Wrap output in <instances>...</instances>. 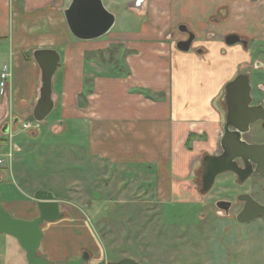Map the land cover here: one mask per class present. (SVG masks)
Wrapping results in <instances>:
<instances>
[{
	"label": "crops",
	"instance_id": "obj_1",
	"mask_svg": "<svg viewBox=\"0 0 264 264\" xmlns=\"http://www.w3.org/2000/svg\"><path fill=\"white\" fill-rule=\"evenodd\" d=\"M71 2L0 0V75L4 65L11 68L6 88L2 90L0 85V132L4 135H0V151L10 147L18 150L15 159L22 154L18 163L23 175L25 161L36 156L47 170L57 169L59 164L77 172L81 179L67 186L74 194L76 188L125 187L122 174L135 180L138 171H157L164 181L160 185L171 186L174 193L181 186L193 190L191 175L199 151L198 145L189 150L187 141L191 133L204 131L205 122L211 125L210 132L208 127L204 134L217 131L221 120L217 98L230 70L216 73L215 56L223 48L220 41L198 42L196 47L206 46L203 54L196 50L184 53L171 48L170 36L179 23L197 30L201 37L203 29L218 34L236 32L229 24L231 14L229 21L216 26L209 21L222 3L217 0H146L140 7H131V0H124L123 5L112 1L118 11L112 30L105 37L81 41L66 22L64 11ZM257 5L246 11L247 17H240L241 32L251 24L256 35L264 36V0ZM37 49H55L61 56L53 81L56 106L52 114L56 117L52 125L46 123L49 128L43 134L42 127L33 133L21 130L22 123L33 119L39 99L41 71L33 59ZM18 128L10 139L9 134ZM16 137H22L21 142ZM59 149L65 152L63 160L59 159ZM38 190L49 191L36 185L27 195L14 198L4 189L0 192L4 208L15 218L34 219L29 193L34 191L35 195ZM230 232L237 239L242 235L238 227L231 229L226 239ZM84 235L87 251L98 256L99 245L88 233ZM5 236L0 243V264H26V254L22 255L18 242ZM240 243L238 239L229 244L230 253L238 251ZM42 244L41 254L52 262L61 258L58 254L75 258ZM226 252H215L214 259L191 264H259L232 260ZM262 255L264 258V250Z\"/></svg>",
	"mask_w": 264,
	"mask_h": 264
},
{
	"label": "rangeland",
	"instance_id": "obj_2",
	"mask_svg": "<svg viewBox=\"0 0 264 264\" xmlns=\"http://www.w3.org/2000/svg\"><path fill=\"white\" fill-rule=\"evenodd\" d=\"M112 1H115L117 5L125 3L124 0H102L106 9L113 14L118 11L113 7L115 4ZM251 1L232 0L231 7H228L230 8L228 13L231 14L229 24L233 30H238L237 33L242 30L241 18L246 16L248 10L244 5H250ZM135 19L144 20L137 17ZM262 45L264 43L260 42L259 46L262 47ZM170 46L175 48V43L171 42ZM223 48L218 50L215 56V62L217 61L219 66L217 75L225 70L231 71L235 67L240 70L245 67V55L241 46ZM252 54L254 57L252 63L258 59L264 64V52L259 55ZM108 56L107 52L106 57ZM221 59L224 62L221 63L219 61ZM221 93L217 98V104L222 117ZM163 96L165 97L164 94ZM55 115L56 113L51 114L42 124L40 134L49 128L46 126L47 122L50 125L54 123ZM210 125L211 123L205 122L202 130L205 131L209 127L207 131L210 132ZM216 125L215 134L213 132L210 135L204 134V131L202 134L199 130L195 132L196 134L192 133L195 134L198 142L193 140V146L190 145L188 149L193 150L195 145H198L199 151V155L194 157V170L191 175L192 184L190 185L193 190L180 185L178 193H174L171 186L160 185L162 177L157 171H138L135 180L132 176L122 174L125 175L121 178L126 181L125 187L76 188L73 189L74 194L67 186L74 180L81 179L77 172H71L69 168L66 170L64 165L61 167L59 164L55 171L51 170L53 168L49 169L50 167L47 170L45 165L41 164V158L36 156L37 158L25 161L27 169L23 175L22 167L18 163L22 154H19L16 159L14 157L15 160L13 159L12 169L10 166L1 169L3 171L0 174V192L7 189L12 197L20 198L27 195L28 189L36 185H41L52 192L59 199L66 218L44 226L45 236L41 244L45 248L50 247L53 251L71 253L73 257L75 256L73 259H78L81 251L90 250L84 244L88 239L83 238L84 234L88 233L95 240L93 243L100 248L98 256L94 257L90 254L93 264L103 259L113 262L123 258H131L142 264H191L193 261L214 259L215 252L216 255H220L225 251L232 260L259 261L260 264L264 262L262 255L264 219L259 218L250 224H239L236 216L241 210V205L236 197L248 192L264 203V180L254 177L245 184H239L234 173H226L217 178L209 193L200 192L203 157L222 152L220 137L223 133V119ZM18 131H20L19 128L14 130L12 135L16 136ZM9 138L12 139L10 136ZM262 139L261 135L251 138L252 141ZM21 140L22 137H16L17 142ZM59 152H61L59 159L63 160L65 152L63 149H59ZM128 179L131 181L129 182ZM162 183L164 184V181H161ZM29 197V202L35 211L34 215L37 217L39 211L34 191L29 193ZM222 200L233 203L228 214L216 206V202ZM238 227L242 231V235L238 237L241 243L238 247L233 246V248L237 247L238 251L233 249L235 252L230 253L229 244H233L238 239L233 232H230L231 236L234 235L233 237L229 236L226 239L225 235L231 229ZM5 237V234L0 236V243ZM21 253L25 255L24 251ZM58 255L61 258L51 261L53 264H65L70 261V257L62 258L63 255Z\"/></svg>",
	"mask_w": 264,
	"mask_h": 264
},
{
	"label": "water",
	"instance_id": "obj_3",
	"mask_svg": "<svg viewBox=\"0 0 264 264\" xmlns=\"http://www.w3.org/2000/svg\"><path fill=\"white\" fill-rule=\"evenodd\" d=\"M67 25L72 35L81 41L96 40L107 35L115 25L116 16L108 11L102 0H72L70 6L64 11ZM186 28V27H185ZM190 38L177 44V48L184 53L192 51L194 35L189 33ZM227 44L234 46L241 39L238 35H230L226 39ZM33 59L41 71V87L39 99L33 110V119L45 122L55 110L53 81L61 67V56L55 49H37L33 52ZM226 99L242 100L243 95L249 100L250 86L248 81L243 85L242 77L225 88ZM225 99V98H224ZM237 112L241 108L235 106ZM264 118L261 111L252 120ZM229 118L223 128L221 139L222 154L206 155L202 159V187L200 192L207 194L211 191L217 178L226 173H234L239 178V183L246 182L254 175L264 177V145H249L228 133ZM236 158H241L246 167L241 168L236 163ZM250 163L256 165L254 168ZM37 201L39 216L32 220L15 218L7 211L2 203L0 195V236L3 234L14 238L26 254L28 264H53L40 252L43 240V228L46 224L58 222L66 218L61 210L59 199L46 190H38L34 195ZM239 201L245 202L243 210L236 216L239 224H250L259 218H264V206L258 203L251 195L243 194ZM217 208L225 213L230 212L232 203L219 201ZM65 264H93L90 252L82 251L78 259L67 261ZM97 264H142L134 259L125 258L118 262L101 261Z\"/></svg>",
	"mask_w": 264,
	"mask_h": 264
},
{
	"label": "flooded vegetation",
	"instance_id": "obj_4",
	"mask_svg": "<svg viewBox=\"0 0 264 264\" xmlns=\"http://www.w3.org/2000/svg\"><path fill=\"white\" fill-rule=\"evenodd\" d=\"M143 1H146V0H131L130 6L140 7ZM217 1L222 2V3L221 5L217 7L215 14L210 19L209 23L212 25L220 26V25H223L225 22L229 21L230 19L229 17L230 15L228 13V10L230 8L228 9V7L229 6L231 7L232 0H217ZM259 1L260 0H252L250 5L246 4L244 5V7L246 9H249L251 6L257 7L258 6L257 2ZM198 24L199 23H197V26ZM254 29L255 28H253L251 24L247 25L242 32L240 31L238 33L229 32L226 34H218L216 30L203 29L202 31L203 33L201 37V34L197 30L190 29L184 23H179L177 27L175 28V30L173 31V35L170 36L171 37L170 41L174 42L175 49L180 51L177 48V44L181 41L188 40L190 38L189 33H192L194 35V39L192 43V50H196V53H199V54H203L206 51V46L204 43L199 44V46L197 47L195 46L200 41L207 42V41L217 40V42L220 41L222 46L225 48H233L238 45L243 48L244 55H245V58H244L245 67L241 70L237 67H235V69H232L230 73L228 74L225 82L222 85V90H221L222 93H221V100H220L222 104V108H223V116L222 117L220 116L221 119H223L222 129L224 128V125L226 123V117L228 116L229 121H230L228 125V133H230V135L234 136V138H238L240 141L246 144H249V145H264V118L252 120L259 113H261V111H264V64L258 59L252 63V61L254 60L252 53L259 55L264 52V45H262V47H260L261 45L259 46L260 42L264 43V36L256 35V32ZM233 34L238 35L241 41L234 46H230L227 44L226 39L227 37ZM180 36H182L183 38H179ZM238 77H242L243 85L245 81H248L249 83V86H250L249 100L246 99L245 95H243L242 100L233 101V100L226 99V96H227L225 93L226 86L234 82ZM235 106L237 107L239 106L241 108V111L239 113L237 112ZM223 134L224 133H222V137H223ZM257 135H261L263 139L259 141H252L251 138ZM220 147H221V141H220ZM222 152L220 154H222ZM220 154H217V155H220ZM235 161L239 167L245 169L246 164L241 158H236ZM250 164L254 168L256 167L255 164L253 163H250ZM254 177H259L264 180L263 176L254 175L250 177L247 180V182ZM236 180L239 183L238 181L239 178L237 175H236ZM245 183L246 182L242 184H245ZM243 194L251 195L258 203L264 206V203L262 201L257 200L252 194L248 192H244ZM243 194H239L236 197L237 202L241 205V210L239 211V213L243 210L245 206V202L239 201V197ZM223 201H226V200H223ZM229 202L232 203V201H229ZM232 207H233V203H232L230 210L232 209ZM261 219H264V218H261ZM120 260L113 261V262H118ZM101 261H104V259L100 260L99 262ZM105 261L110 262V260L108 259Z\"/></svg>",
	"mask_w": 264,
	"mask_h": 264
},
{
	"label": "built area",
	"instance_id": "obj_5",
	"mask_svg": "<svg viewBox=\"0 0 264 264\" xmlns=\"http://www.w3.org/2000/svg\"><path fill=\"white\" fill-rule=\"evenodd\" d=\"M0 78H1L0 85H1L2 90H4L6 88L8 81L11 78V68L8 64L2 67ZM43 123L44 122H38L34 119L33 121L32 120L26 121L21 124V130L24 132H29V133L38 132L41 129ZM0 135L1 137H4V135L1 132H0ZM9 135L11 138H13L12 134H9ZM17 151L18 150L12 149L11 147L7 151H4V152L0 151V174H1V171H3L1 170L2 168L10 166L11 162L13 161L15 157V153ZM61 210L63 211L62 206H61Z\"/></svg>",
	"mask_w": 264,
	"mask_h": 264
},
{
	"label": "trees",
	"instance_id": "obj_6",
	"mask_svg": "<svg viewBox=\"0 0 264 264\" xmlns=\"http://www.w3.org/2000/svg\"><path fill=\"white\" fill-rule=\"evenodd\" d=\"M196 138V136H195V134H190L189 135V138H188V141H187V147L189 148L190 147V145L192 144V141H193V139H195Z\"/></svg>",
	"mask_w": 264,
	"mask_h": 264
}]
</instances>
